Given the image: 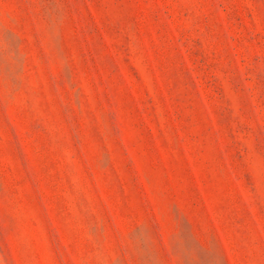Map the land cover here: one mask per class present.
Segmentation results:
<instances>
[{
  "label": "rangeland",
  "instance_id": "obj_1",
  "mask_svg": "<svg viewBox=\"0 0 264 264\" xmlns=\"http://www.w3.org/2000/svg\"><path fill=\"white\" fill-rule=\"evenodd\" d=\"M0 264H264V0H0Z\"/></svg>",
  "mask_w": 264,
  "mask_h": 264
}]
</instances>
